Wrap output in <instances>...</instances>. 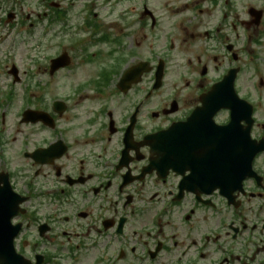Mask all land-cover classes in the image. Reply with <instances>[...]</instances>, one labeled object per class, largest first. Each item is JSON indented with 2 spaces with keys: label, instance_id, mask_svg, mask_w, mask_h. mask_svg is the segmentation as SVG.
I'll use <instances>...</instances> for the list:
<instances>
[{
  "label": "flooded vegetation",
  "instance_id": "obj_1",
  "mask_svg": "<svg viewBox=\"0 0 264 264\" xmlns=\"http://www.w3.org/2000/svg\"><path fill=\"white\" fill-rule=\"evenodd\" d=\"M136 1L140 2L138 9L128 5ZM251 1L258 8L264 4V0ZM247 2L73 0L66 6L44 7L41 23L46 46L40 70L52 83L46 82L42 88L41 105L53 115L56 128L40 147L61 142L66 150L47 160L48 164L30 160L23 166L28 167L23 175L31 174L30 178L12 176V192L26 199L24 212L15 219L24 226L16 248L29 264H112L113 239L120 240V248L128 249L130 232L139 236L137 244L144 251L151 238L154 245L149 252L157 248L171 256L179 252L181 257L171 264H264V199L251 198L252 191L241 199L237 196L231 210L218 193L211 198L217 202L218 217L212 237L207 236L202 247L192 249V221L183 222L182 235L179 229L172 237L161 232L155 239L152 232L135 227L140 215L134 208L139 203L173 199L183 178L170 174L161 181L155 174H144L151 157L146 137L184 122L192 137L202 133L216 137L218 133L210 124L215 106L200 114L196 110L217 74L224 73V48L215 43L224 40L225 27L237 23L252 27L253 8L244 7ZM129 6L132 14L141 11L136 21L127 17ZM148 8L151 12L146 14ZM242 10L247 18L243 21ZM259 30H255L257 38ZM236 50L240 52L237 45L228 44L227 57ZM61 57L68 66L50 78L53 61ZM144 60L151 63L150 73L131 85L120 84ZM161 61L170 78L155 89ZM59 79L63 82L60 92L68 91L64 87L67 80V87L80 94L76 103L87 102L82 116L73 114L72 96L48 102L49 86ZM57 100L67 104V110L58 115L54 113ZM214 120L225 124V111L214 114ZM44 130L50 132L46 126ZM196 201L195 195L185 193L182 202ZM201 210L190 207L185 216L192 212L206 219L208 213ZM224 210L234 211L236 222L245 224L230 230L220 219Z\"/></svg>",
  "mask_w": 264,
  "mask_h": 264
},
{
  "label": "rangeland",
  "instance_id": "obj_2",
  "mask_svg": "<svg viewBox=\"0 0 264 264\" xmlns=\"http://www.w3.org/2000/svg\"><path fill=\"white\" fill-rule=\"evenodd\" d=\"M33 40H36L35 37H33ZM16 50H17V57H18V64L20 65H23V67H27L28 66V57L30 55H32L31 53H34V52H39V50L35 51L34 49L33 50H29L28 47L24 48L22 44H17V47H16ZM21 87L18 86L17 89H20ZM16 109H13L12 110V117H10L9 119L12 120V124L14 123H17V120H16V117L14 118V113H15Z\"/></svg>",
  "mask_w": 264,
  "mask_h": 264
},
{
  "label": "water",
  "instance_id": "obj_3",
  "mask_svg": "<svg viewBox=\"0 0 264 264\" xmlns=\"http://www.w3.org/2000/svg\"><path fill=\"white\" fill-rule=\"evenodd\" d=\"M6 211L3 209H0V228H6L7 225L4 223L8 218L5 216ZM9 223V220H8Z\"/></svg>",
  "mask_w": 264,
  "mask_h": 264
}]
</instances>
